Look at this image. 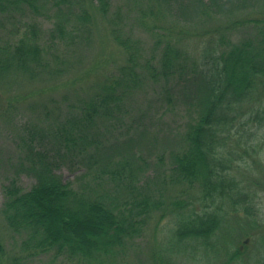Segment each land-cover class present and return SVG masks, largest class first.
Masks as SVG:
<instances>
[{"label":"trees","instance_id":"obj_1","mask_svg":"<svg viewBox=\"0 0 264 264\" xmlns=\"http://www.w3.org/2000/svg\"><path fill=\"white\" fill-rule=\"evenodd\" d=\"M111 1L0 0V85L19 72L63 74L69 64L58 47L70 48L74 38L89 45L97 13L111 24L103 46L110 42L119 56L101 80L88 77L83 93L72 87L63 114L42 102L47 122L13 133L15 174L35 182L23 190L12 178L3 187L6 226L25 234L30 254L51 255L53 264H119L135 254L150 220L158 224L167 213L168 245L154 242L149 264H175V253L209 261L221 249V264H264V0H126L128 31L119 11L109 13ZM149 83L170 106L181 99L189 111L184 127L174 128L180 148L155 194L136 183L137 154L111 160L99 153ZM76 160L84 167L78 187L55 173ZM232 216L244 220L251 246H229ZM224 228L220 249L215 238Z\"/></svg>","mask_w":264,"mask_h":264},{"label":"rangeland","instance_id":"obj_2","mask_svg":"<svg viewBox=\"0 0 264 264\" xmlns=\"http://www.w3.org/2000/svg\"><path fill=\"white\" fill-rule=\"evenodd\" d=\"M123 1L126 0H112L109 13L112 15L114 14L112 12L117 13L119 11L118 14L120 13L123 18L119 24L124 31H128L133 25V20L126 19V8L123 7ZM108 19L118 23V19L114 17L108 16ZM110 26V22L100 13H97L93 22L94 32L90 36L89 45H85L88 42L83 38H74L70 48L66 49L59 46L58 55L64 57L62 60L69 64V67L60 76L53 77L45 74L42 75L45 77L39 79L40 76L28 77L27 74L19 72L8 76V79L1 80L0 92L5 93V97L8 95L9 99L2 106H7L6 110L0 109V208L4 201L3 187L12 178H15L23 190H28L35 182L32 174L23 171L15 174L17 171L14 170L16 155L14 154L13 133L21 132L24 125L46 123L51 116L48 113L44 114L46 109L55 107V112L58 111L63 114L66 104H71L70 91H73V88L83 93V87H88L90 84L88 82L90 75L93 77L92 81L96 82L101 80L108 69L114 66L119 60V56L111 55L114 49H112L110 42H108V47H104L102 44V40L107 38L108 27ZM145 38L147 36H144ZM8 83L9 86H7ZM42 89L45 92H42ZM160 92L158 85L152 86L150 83L144 85L143 91H139L136 99L130 104L128 113L123 117L121 116L114 124L111 134L108 135L109 140L104 142L106 146L104 145L99 152L108 154L107 157L111 160L121 159L127 152L137 154L142 162V171L138 174L136 183L139 186L142 185L146 192L151 194L160 186L162 174L168 171L170 153L180 148V145L176 144L177 140L174 141V128L178 125L180 128L184 127L189 117V111L187 112L182 105L180 106L181 99L173 100V104L170 106L159 96ZM12 99L13 101L9 103V100ZM42 102H44L46 109L42 107ZM127 146L128 148L125 150L123 147ZM55 173L60 176L63 182L69 181L78 187V180L75 179L80 174H84V167L77 160L68 161L67 164L59 166ZM103 176L101 175L102 178H105ZM88 179L91 180V177ZM105 187L110 189L111 196H117V192L111 183L105 182ZM262 214L264 216V209ZM159 216L157 213L156 217ZM172 218L171 214L166 213L158 224L150 220L145 234L136 241L135 247L138 249L135 254H128L126 259H123L119 264H149L154 242H161L167 247L166 241L173 223ZM230 218L231 220L226 222V226L230 227L229 230L235 235L232 238H236L231 243L229 242L231 249H236L240 245L241 249L245 245L251 246L253 244V242L250 243L252 236H248L249 233L242 234L241 232L245 228L244 220L239 218L233 220L235 218L233 216ZM262 223H264V217ZM243 230L245 231V229ZM219 233L215 240L218 239L217 245L221 249L223 242L225 244V228L221 229ZM24 239L25 234L20 235L11 232L0 213V244L3 249L0 254V264H21L22 256L26 254L32 257L31 261H26L28 264H53L51 255L30 254L24 245ZM222 250H219L218 254L209 261H194L190 256L178 257L180 255L177 253L171 254L170 257L175 264H221L224 260ZM15 257H20L21 262H14Z\"/></svg>","mask_w":264,"mask_h":264}]
</instances>
